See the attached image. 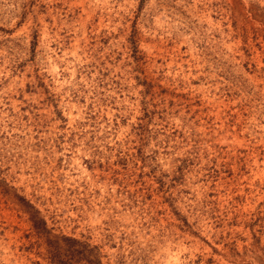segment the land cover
Masks as SVG:
<instances>
[{
    "label": "rangeland",
    "instance_id": "obj_1",
    "mask_svg": "<svg viewBox=\"0 0 264 264\" xmlns=\"http://www.w3.org/2000/svg\"><path fill=\"white\" fill-rule=\"evenodd\" d=\"M56 251L264 264V0H0V264Z\"/></svg>",
    "mask_w": 264,
    "mask_h": 264
},
{
    "label": "trees",
    "instance_id": "obj_2",
    "mask_svg": "<svg viewBox=\"0 0 264 264\" xmlns=\"http://www.w3.org/2000/svg\"><path fill=\"white\" fill-rule=\"evenodd\" d=\"M40 223H44V221L40 220ZM73 240L77 242L76 239ZM81 254H76L75 256L71 257L64 256L63 258L61 257V253L59 251H56L54 256H52V262H55L56 264H75L80 262L82 259H85L88 263H91V260L88 258V256H81Z\"/></svg>",
    "mask_w": 264,
    "mask_h": 264
}]
</instances>
